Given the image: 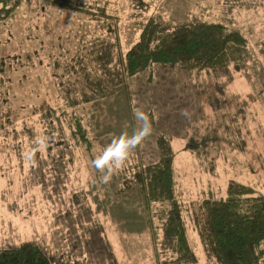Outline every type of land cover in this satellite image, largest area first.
<instances>
[{"label":"rangeland","instance_id":"obj_1","mask_svg":"<svg viewBox=\"0 0 264 264\" xmlns=\"http://www.w3.org/2000/svg\"><path fill=\"white\" fill-rule=\"evenodd\" d=\"M71 1L78 9L22 0L0 21V251L34 242L78 264L171 257L160 244L170 203L147 204L134 182L159 158L163 136L175 152V195L196 264H216L190 214L204 199L225 198L232 181L264 196V0ZM190 21L239 32L245 68L123 73L121 59L146 23L173 30ZM117 72L120 84L105 83ZM99 83L106 97L82 101ZM78 123L90 146L76 137ZM147 126L116 167L109 148Z\"/></svg>","mask_w":264,"mask_h":264},{"label":"trees","instance_id":"obj_2","mask_svg":"<svg viewBox=\"0 0 264 264\" xmlns=\"http://www.w3.org/2000/svg\"><path fill=\"white\" fill-rule=\"evenodd\" d=\"M44 3L52 0H40ZM22 0H0V21L8 18ZM61 8L78 9L71 0H55ZM16 7V8H15ZM148 22L140 40L121 59L120 67L127 77H133L155 66H170L190 72H224L231 65L244 69L249 50L246 39L227 25L213 22L190 21L175 29ZM226 76V75H223ZM121 83L119 72L110 74L105 83ZM108 89L99 83L93 95L82 94L89 102L106 97ZM111 92H109L110 94ZM70 98V97H69ZM76 102L75 99H71ZM76 137L88 146L90 140L80 123ZM159 158L141 167L134 174L147 204L169 202L160 242L164 252H171L158 264H196L197 252L188 235L180 205L175 195L174 158L170 140L158 139ZM104 162H108L102 159ZM106 168H108L106 166ZM190 214L204 253L216 264H264V196L252 188L232 181L225 198L202 200ZM0 264H78L57 259L34 242L0 251Z\"/></svg>","mask_w":264,"mask_h":264},{"label":"clouds","instance_id":"obj_3","mask_svg":"<svg viewBox=\"0 0 264 264\" xmlns=\"http://www.w3.org/2000/svg\"><path fill=\"white\" fill-rule=\"evenodd\" d=\"M150 131V126H147L142 128L139 132L135 133L131 137L122 135L120 139L115 142V147L109 148L106 156L109 158L114 157L115 166L119 167L123 163V161L128 158L132 150H134L135 147L150 134ZM109 153H111V155H109ZM105 179H107V177H105Z\"/></svg>","mask_w":264,"mask_h":264},{"label":"snow or ice","instance_id":"obj_4","mask_svg":"<svg viewBox=\"0 0 264 264\" xmlns=\"http://www.w3.org/2000/svg\"><path fill=\"white\" fill-rule=\"evenodd\" d=\"M109 155H111V153H109ZM107 159V157H105V160ZM104 161H100V163H103Z\"/></svg>","mask_w":264,"mask_h":264}]
</instances>
